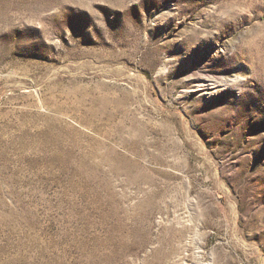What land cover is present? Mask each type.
<instances>
[{"label": "rangeland", "instance_id": "rangeland-1", "mask_svg": "<svg viewBox=\"0 0 264 264\" xmlns=\"http://www.w3.org/2000/svg\"><path fill=\"white\" fill-rule=\"evenodd\" d=\"M0 264H264V0H0Z\"/></svg>", "mask_w": 264, "mask_h": 264}]
</instances>
